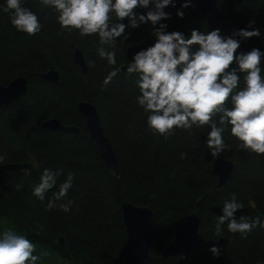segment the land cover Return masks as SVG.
<instances>
[{
  "label": "trees",
  "instance_id": "1",
  "mask_svg": "<svg viewBox=\"0 0 264 264\" xmlns=\"http://www.w3.org/2000/svg\"><path fill=\"white\" fill-rule=\"evenodd\" d=\"M183 2L176 0L175 8L165 9L171 13L170 19L162 21L168 31L182 22L189 23L186 37L193 29L213 30L198 20L190 7L183 9V19L178 18L176 9ZM219 3L241 28L254 22L253 27L264 36V0ZM24 6L37 14L43 25L40 33L29 36L18 32L8 13L0 12V83L21 75L29 77L27 93L8 109H0V155L4 156L0 162V230L14 227L26 235L37 252L46 253L39 264H124L126 230L121 207L133 203L154 213L146 264H264V229L257 227L242 237L228 232L225 224L219 236L216 233V217L222 215L223 202L233 193L244 205L237 217L264 218V155L239 150L237 140L226 131L227 147L217 158L232 159L235 167L228 183L218 188L212 171L217 158L205 147L207 129L193 128L191 134L177 129L167 138L154 135L134 100L138 94L135 77L119 70L136 52L154 43L151 24L127 29L128 40L115 44L117 64L109 66L96 54V36L64 31L56 13L38 0H25ZM247 41L264 51L261 38ZM75 47L82 49L90 67L86 78L73 61ZM113 67L118 75L103 87ZM47 69L58 71L59 83L34 74ZM82 100L94 103L101 115L121 163L119 176L106 168L86 131L72 134L41 127L49 117L83 127L77 110V102ZM25 163L26 168L3 169L8 164ZM45 168L63 170L52 191L69 172L74 174L73 188L65 198L74 202L70 212L45 210L51 191L43 202L32 195ZM192 213L200 218L201 227L189 260L163 257L162 250ZM59 237L64 238L65 247L58 244ZM212 246L220 249L218 257L209 251Z\"/></svg>",
  "mask_w": 264,
  "mask_h": 264
},
{
  "label": "clouds",
  "instance_id": "2",
  "mask_svg": "<svg viewBox=\"0 0 264 264\" xmlns=\"http://www.w3.org/2000/svg\"><path fill=\"white\" fill-rule=\"evenodd\" d=\"M24 2L0 0V12L8 13L10 24L18 32L33 36L41 32L43 25ZM38 3L56 13V21L64 31L76 32L80 37L96 36L99 44L96 54L109 66L117 64L115 44L128 40L126 30L150 23L154 43L127 60L125 72L135 77L138 94L134 100L146 115L152 133L167 138L177 129L189 134L193 128L207 129L205 147L217 158L227 147L224 141L227 131L237 140L238 149L264 155V51L259 48L237 51L241 40L253 37L264 40L261 30L253 27L254 22L230 36L222 35L217 28L193 29L186 37L180 31H168L167 23L162 22L171 18L165 9L175 8L176 0H38ZM189 7L191 0H184L176 9V16L183 19V9ZM117 75L118 70L113 67L102 86L106 87ZM3 160L0 155V162ZM35 166L38 168L39 164ZM62 171L45 168L32 187V195L41 202L51 191L46 211H71L74 202L65 198L73 188L74 174L69 172L58 189L52 191L57 188ZM243 207L235 193L223 202L222 215L216 217L217 236L225 224L228 232L242 237L257 227L264 229V218L259 215L236 216ZM209 251L213 256L220 255L216 246ZM44 255L14 227L0 230V264H39Z\"/></svg>",
  "mask_w": 264,
  "mask_h": 264
},
{
  "label": "water",
  "instance_id": "3",
  "mask_svg": "<svg viewBox=\"0 0 264 264\" xmlns=\"http://www.w3.org/2000/svg\"><path fill=\"white\" fill-rule=\"evenodd\" d=\"M191 1L194 4V7L200 12L201 16L207 19L211 24L224 28L228 33L232 30V28L217 12L213 0ZM236 1L244 2L246 0ZM240 45L241 46L238 49L239 52H247L251 50L245 45L243 40L240 41ZM76 60L81 64L85 73L86 67L79 52L76 53ZM262 64H264V61H262ZM40 76L47 80L58 79L57 73L53 71L40 74ZM25 91V79H18L14 81L8 88H2L0 86V107H7L14 100L24 94ZM79 108L82 116L87 121L88 129L91 134V140L98 147L99 154L106 168L118 175L119 164L114 155L111 144L103 133L96 109L85 103L80 104ZM43 126L50 129H62L64 131L77 132V129L74 127H64L58 120L47 121L43 124ZM25 167V165L20 164H10L4 166L3 169L5 171H13ZM212 169L213 173L219 179L217 187H221L228 182L233 170V164L231 162L218 159L214 162ZM121 209L123 213L124 226L127 232V243L124 250L123 262L124 264H146L150 259V239L148 237V231L153 216L152 211L149 207L137 206L133 203H123ZM199 226L200 218L195 213L188 216L180 224L171 243L163 249L162 256L184 257L186 261L189 260L190 254L195 249L199 241ZM58 244L61 247H65V240L63 237H59Z\"/></svg>",
  "mask_w": 264,
  "mask_h": 264
},
{
  "label": "flooded vegetation",
  "instance_id": "4",
  "mask_svg": "<svg viewBox=\"0 0 264 264\" xmlns=\"http://www.w3.org/2000/svg\"><path fill=\"white\" fill-rule=\"evenodd\" d=\"M214 1V3H215V8H216V10H217V12L219 13V15L227 22V24L232 28V30L228 33L224 28H222V27H218V26H215V25H213V24H211L207 19H205V18H203L202 16H201V14H200V12L194 7V4L192 3V1H191V9L193 10V12L196 14V16L198 17V20H200V21H202L206 26H208L209 28H211V29H217V28H219L220 30H221V34L222 35H225V36H230L231 34H232V32L233 31H236V30H239V29H241V26L238 24V23H236L235 21H233V20H231L228 16H227V14H226V12L224 11V10H222L221 9V7H220V3H219V0H213ZM233 3H244V2H238V1H236V0H231ZM144 10V9H143ZM144 11H146V10H144ZM189 26V23H184V22H182V23H180L179 25H177L174 29H173V31H180V32H182V33H185V30H186V28ZM243 42L245 43V45L248 47V48H250V49H252V48H256V47H254L253 45H251V43L250 42H248L247 40H243ZM238 51V50H237ZM77 52H79L80 54H81V56H82V59H83V62H84V65H85V67H86V71H85V73H84V71H83V69H82V66H81V64L76 60V53ZM239 52V51H238ZM73 61H74V63L77 65V67H78V69L80 70V72H81V74H82V77L83 78H86L87 77V74H88V72H89V69H90V67H89V65L87 64V61H86V58H85V55H84V53H83V51H82V49L80 48V47H75L74 48V51H73ZM126 64H123V65H120V67H119V70H120V72H125L126 71ZM49 71H53V72H56L57 73V75H58V79H56V80H47V79H44V78H42L41 76H40V74H45V73H47V72H49ZM35 74V76H37V77H39V78H41L42 80H44V81H47V82H50V83H59L60 82V75H59V73H58V71H56V70H54V69H47L46 71H38V72H36V73H34ZM18 79H25V81H26V91H25V93L24 94H22L20 97H18L16 100H14L10 105H8L7 107H5V108H1L0 107V109L1 110H6V109H8L14 102H16V101H18L22 96H24L26 93H27V91H28V88H29V77H27L26 75H21V76H18V77H15V78H13L12 80H10L8 83H6V84H1L0 83V86L2 87V88H8L9 87V85L11 84V83H13L14 81H16V80H18ZM82 103H85V104H89V105H91V106H93L95 109H96V111H97V113H98V116H99V120H100V124H101V127H102V130H103V133H104V135L107 137V139H108V141H109V143L111 144V147H112V149H113V152H114V155H115V157H116V159H117V162H118V164H119V173H118V175H116L113 171V173L116 175V176H119L120 175V167H121V163H120V160H119V158H118V156H117V154H116V152H115V150H114V148H113V145H112V142L110 141V139H109V137L107 136V134H106V132H105V129H104V127H103V123H102V119H101V115H100V113H99V111H98V109H97V107L95 106V104L94 103H92V102H90V101H86V100H82V101H78L77 102V110H78V112H79V114H80V116L83 118V120H84V126L83 127H79V126H77V125H75V124H72V123H64L62 120H61V118H58V117H49V118H47V119H45L42 123H41V127H43V128H45V129H48V130H52V131H61V132H64V133H72V134H81L82 132H84V131H86L87 132V134H88V138H89V140L93 143V145L95 146V148L97 149V152H98V154H99V151H98V147L96 146V144L91 140V134H90V131H89V129H88V124H87V121H86V119L82 116V114H81V111H80V108H79V105L80 104H82ZM50 120H58L64 127H74L75 129H77V132H70V131H64V130H62V129H50V128H46V127H44L43 126V124L45 123V122H47V121H50ZM240 150V149H239ZM238 150V151H239ZM99 157H101L100 156V154H99ZM102 159V158H101ZM218 159H221V160H224V161H227V162H231L232 164H233V169H234V167H235V163L233 162V160L232 159H225V158H217L216 160H218ZM215 160V161H216ZM32 161H34V158H32ZM8 165H10V164H8ZM20 165H25L26 167H28V163H25V164H20ZM6 166V165H5ZM25 167V168H26ZM212 171H213V169H212ZM233 171V170H232ZM231 174H232V172H231ZM215 175V174H214ZM216 176V175H215ZM231 176V175H230ZM217 177V176H216ZM230 178V177H229ZM217 181L219 182V179H218V177H217ZM228 181H229V179H228ZM218 182H217V184H218ZM228 183V182H227ZM226 183V184H227ZM225 184V185H226ZM225 185H223V186H225ZM223 186H221V187H218V188H222ZM151 209V208H150ZM152 211V210H151ZM193 214V213H192ZM152 215L154 216V213H153V211H152ZM153 216H152V220H153ZM186 219V218H185ZM184 219V220H185ZM152 220H151V223H152ZM183 220V221H184ZM182 221V222H183ZM181 222V223H182ZM123 223H124V221H123ZM151 225V224H150ZM180 226V225H179ZM200 227H201V225L199 226V239H200ZM179 228V227H178ZM177 228V229H178ZM149 229H150V226H149ZM126 230V229H125ZM177 231V230H176ZM176 233V232H175ZM175 235V234H174ZM148 237H149V231H148ZM174 237V236H173ZM150 239V238H149ZM172 240H173V238H172ZM171 240V241H172ZM171 241H170V243H171ZM126 243H127V232H126ZM169 243V244H170ZM168 244V245H169ZM167 245V246H168ZM163 251V250H162ZM161 255H162V252H161ZM191 256V255H190ZM183 259H185L184 257H182Z\"/></svg>",
  "mask_w": 264,
  "mask_h": 264
},
{
  "label": "bare ground",
  "instance_id": "5",
  "mask_svg": "<svg viewBox=\"0 0 264 264\" xmlns=\"http://www.w3.org/2000/svg\"><path fill=\"white\" fill-rule=\"evenodd\" d=\"M215 162V161H214ZM214 162H213V164H214Z\"/></svg>",
  "mask_w": 264,
  "mask_h": 264
}]
</instances>
